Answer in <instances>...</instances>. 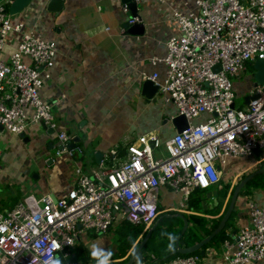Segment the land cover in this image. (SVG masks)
Wrapping results in <instances>:
<instances>
[{"label": "built area", "instance_id": "2783aa9c", "mask_svg": "<svg viewBox=\"0 0 264 264\" xmlns=\"http://www.w3.org/2000/svg\"><path fill=\"white\" fill-rule=\"evenodd\" d=\"M12 1L0 0V125L16 135L40 125L54 131L56 155L81 152L68 148L73 137L58 129L59 100L40 93L52 75L57 43L14 19L7 7ZM189 2L193 7L184 9ZM182 6L171 8L176 31L165 42V55L153 60L164 62L163 77L157 81L153 72L141 78L159 85L160 96L175 105L171 119L183 114L187 127L165 140L139 135L115 164L80 174L63 196L29 194L1 211L0 264H57L58 253L67 257L65 248L81 234L108 231L122 220L141 224L143 235L158 218L161 185L180 193L177 207L168 209L184 212L192 190L218 183L230 159L257 154L255 162H264V83L251 87L248 94L258 95L243 108L235 103L233 83L249 61L264 59V0H186ZM202 114L205 120L192 122ZM248 216L249 223L221 242L230 264L264 259V205L250 204ZM201 258L183 254L162 264H201Z\"/></svg>", "mask_w": 264, "mask_h": 264}, {"label": "crops", "instance_id": "0c3cea01", "mask_svg": "<svg viewBox=\"0 0 264 264\" xmlns=\"http://www.w3.org/2000/svg\"><path fill=\"white\" fill-rule=\"evenodd\" d=\"M183 1L186 0H138L137 13L145 28L141 35L126 31L130 13L123 11L121 0H62L56 10L50 9V0H30L13 13L14 19L24 21L25 28L57 43L55 65L43 86L42 96L50 101L59 100L54 109L58 129L76 138L81 152L71 156L56 155L54 131L40 125H29L23 138L0 128L3 143L0 147V212L29 194L37 198L46 194L52 198L63 196L80 174H92L115 164L126 144L139 135L156 133L165 140L176 132L171 119L176 113L174 103L163 98L160 102L159 92L154 100L146 101L140 94V85L143 73L157 72V81L163 77L164 62L153 60L165 55V42L176 31L171 8L183 7ZM192 7L189 2L184 9ZM15 43L8 46V51L14 49ZM233 83L235 98L243 96V103L247 104L249 99L244 98L252 87L251 76L235 77ZM206 116L194 117L192 122L203 121ZM96 153L100 154L99 162ZM256 157L257 154L230 159L222 169L220 183L210 188H194L189 207L182 213L207 218L219 216L238 176L264 167V162H255ZM222 175L231 178L226 180ZM224 182H230V187L220 212L206 214V209L216 204L218 190ZM179 197V192L161 185L159 215L181 212L168 209L177 207ZM250 204L264 205V188L254 187L248 196L239 194L236 214L228 226L230 236L249 222ZM114 227L101 233L81 234L72 249L76 246L89 249L97 257L93 264L115 263L119 259L109 258L115 249ZM201 264L230 263L224 261L219 244L205 248ZM248 264H264V259Z\"/></svg>", "mask_w": 264, "mask_h": 264}, {"label": "trees", "instance_id": "16d2710c", "mask_svg": "<svg viewBox=\"0 0 264 264\" xmlns=\"http://www.w3.org/2000/svg\"><path fill=\"white\" fill-rule=\"evenodd\" d=\"M76 146H79L78 142H76ZM242 177L243 176H241L240 179ZM234 186L232 187L229 195H231ZM229 187L230 182L222 183V186L219 188L217 193L218 199L216 200V204L211 209H206V214L216 215L220 212ZM254 187L264 188V174H258L249 180L243 187L241 193L248 196L251 194ZM228 202L229 199L227 200L224 211ZM223 212L221 214L219 213V216L216 218H207L206 216L194 213L187 214L186 218L188 220V226L186 231L181 236L185 245L193 244L209 234L218 224ZM235 214L236 210L234 209L222 230L219 231V233H217L210 241H208L203 248H207L212 245H219L225 238L230 237L228 226L232 224L231 219L235 216ZM159 217H161L159 223L153 229L148 241L142 247L136 260L132 264H149L166 255L174 247V241L178 234H180L183 221L178 217L165 216L163 213H160ZM142 228L143 226L141 224H133L127 220H122L119 224H117V226L114 227L115 249L109 258L119 259L115 261L117 264L127 261L143 236L141 235ZM65 249L66 251H69L70 255L65 257L62 252H59L57 255L58 264H67L68 261L74 260L79 261L81 264L84 262L93 264L97 260V257L86 247L76 246L74 249H72V247H66ZM78 250L79 252L77 253ZM194 253L201 255L199 251ZM175 256H183V254H174L168 259ZM121 258L124 259L120 260ZM168 259L162 261L160 264L164 263Z\"/></svg>", "mask_w": 264, "mask_h": 264}, {"label": "water", "instance_id": "95a60500", "mask_svg": "<svg viewBox=\"0 0 264 264\" xmlns=\"http://www.w3.org/2000/svg\"><path fill=\"white\" fill-rule=\"evenodd\" d=\"M30 0H13L10 3V6L8 7V11L10 13H14L22 9L25 4H27ZM123 4H126L129 9V16L136 18V21L132 24L125 23L126 31L130 34L134 35H141L144 33V24L141 21L140 15L137 13V5L138 0H121ZM62 5V0H50L49 7L51 10L59 9ZM254 72L251 76L252 78V86H256L258 84L264 83V59L262 58H256L253 63ZM159 91V85L151 80V79H144L140 85V94L144 97L146 101L154 100L155 96L157 95ZM258 95L257 92H255L253 95H248L245 100L255 98ZM248 103V102H247ZM172 123L175 127L176 132H180L183 129H185L188 125V122L186 120V117L183 114L176 115L172 118ZM0 128L2 126L0 125ZM25 135L24 132H20L19 136L23 138ZM76 146V138L72 139V142L68 145V148H74ZM99 155L96 153V161L99 162ZM258 174H264V167H258L254 170L250 171L249 173L245 174L234 186L233 191L230 195L228 205L223 212L218 224L214 229L211 230L209 234L201 238L199 241L190 244L185 245L184 241L181 239V236L186 231V228L188 226V220L186 216L182 212H174L171 214H165V216L168 217H178L182 219L183 224L180 230V234L176 237L174 241V247L164 256L161 258L149 263V264H159L160 262L168 259L170 256L174 254H191L196 251H199L201 255H204L205 248L203 246L210 241L219 231L222 230L224 227L226 221L229 219L232 211L235 209V203L238 199L239 194L243 190V187L246 185V183L251 180L254 176ZM160 218H157L155 222L146 230V232L143 234L142 238L140 239L138 245L133 250L131 256L128 258L127 261H125L122 264H132L142 247L145 245V243L148 241L153 229L157 226L159 223ZM142 235V234H141ZM102 264H115V263H102Z\"/></svg>", "mask_w": 264, "mask_h": 264}, {"label": "rangeland", "instance_id": "374dc122", "mask_svg": "<svg viewBox=\"0 0 264 264\" xmlns=\"http://www.w3.org/2000/svg\"><path fill=\"white\" fill-rule=\"evenodd\" d=\"M253 61H249L248 62V65H247V69L245 70V72H243V74L242 75H244V76H252V72H253ZM252 79V78H251ZM44 88V87H43ZM42 88H41V90H40V93H42ZM159 97H157L158 98V100L160 101L161 99H162V97L160 96V95H158ZM163 100V99H162ZM161 102V101H160ZM244 102V100H243V96H236V98H235V103H236V105H238V106H240V107H245L246 106V103H243ZM169 104H171V103H169ZM3 145V143H2V140L0 139V147ZM240 158H243V157H240ZM235 159H239V158H235ZM240 177H241V175H239L238 176V180L240 179ZM222 178L223 179H226V180H228V179H230L231 177L229 176V175H226V176H224L223 177V175H222ZM210 187H212L211 185L210 186H208L207 188H210ZM249 220V219H248ZM249 223V222H248ZM248 264V263H247Z\"/></svg>", "mask_w": 264, "mask_h": 264}]
</instances>
